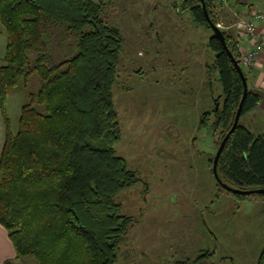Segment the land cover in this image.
<instances>
[{
  "label": "trees",
  "instance_id": "1",
  "mask_svg": "<svg viewBox=\"0 0 264 264\" xmlns=\"http://www.w3.org/2000/svg\"><path fill=\"white\" fill-rule=\"evenodd\" d=\"M111 2L0 0V26L7 34L0 65L2 103L22 80L28 97L17 131L6 117L8 131L0 158V224L16 248V257L4 264H27L28 256L37 264H116L134 225L133 216L123 213L117 201L140 178L115 148L122 131L113 85L125 38L105 15ZM204 2L218 24L214 11L223 3ZM174 6L212 30L210 71L216 73L224 98L218 108L215 98L214 122L208 124L211 113L205 111L200 123L219 134L220 144L235 120L243 82L214 34L202 0H179ZM222 31L239 60V40ZM33 75L39 79L36 90L28 88ZM259 100L260 94L249 88L241 116ZM217 169L231 187L264 188V137L239 122ZM229 192L236 198L245 196ZM214 254L207 251L175 264H214L209 262ZM257 264H264V248Z\"/></svg>",
  "mask_w": 264,
  "mask_h": 264
},
{
  "label": "rangeland",
  "instance_id": "2",
  "mask_svg": "<svg viewBox=\"0 0 264 264\" xmlns=\"http://www.w3.org/2000/svg\"><path fill=\"white\" fill-rule=\"evenodd\" d=\"M177 3L112 0L105 12L125 38L113 85L122 131L116 153L140 178L117 197L134 225L116 264H175L207 251H215L209 259L214 264H257L264 248V196L236 198L213 174L220 140L209 125L215 98L221 107L224 97L210 71L212 30L177 10ZM227 3L214 13L232 34L240 17ZM6 45L0 26V64ZM24 85L22 80L18 92L7 96L15 131L28 101ZM38 86L33 75L28 88ZM205 111L211 113L206 127L200 123ZM26 261L37 264L31 256Z\"/></svg>",
  "mask_w": 264,
  "mask_h": 264
},
{
  "label": "crops",
  "instance_id": "3",
  "mask_svg": "<svg viewBox=\"0 0 264 264\" xmlns=\"http://www.w3.org/2000/svg\"><path fill=\"white\" fill-rule=\"evenodd\" d=\"M228 3L224 6H228L232 12L240 17V20L238 21L239 25L236 29L237 31L236 33L232 32V34H234V36L239 40L241 50L247 49L254 40L253 37L243 32L241 21L256 5L264 7V0H230ZM263 27V25H260L259 30ZM3 59L4 57L1 58L2 62ZM247 78L249 88L260 94V100L253 109L241 116L240 122L244 126L248 127L254 135L264 137V52L259 55L258 62L247 71ZM17 92L18 89L10 95ZM6 117L9 118L10 126L13 130V123L11 121L12 119L8 106V98L3 104L0 94V158L8 131ZM13 131L15 132V130ZM15 257L16 248L9 236V232L2 224H0V264H4L7 260L14 259Z\"/></svg>",
  "mask_w": 264,
  "mask_h": 264
},
{
  "label": "water",
  "instance_id": "4",
  "mask_svg": "<svg viewBox=\"0 0 264 264\" xmlns=\"http://www.w3.org/2000/svg\"><path fill=\"white\" fill-rule=\"evenodd\" d=\"M202 7L204 9L206 18H207L208 22L210 23V25H211V27H212V29L214 31V34L220 37L224 48L227 50L228 54L231 57V60H232L233 64L235 65L237 71L239 72L240 77H241L242 82H243V87H244L243 96H242V99L240 101L239 107L237 109L233 125H232L231 129L228 131V133L225 135V137L222 139V141H221V143H220V145H219V147L217 149V152L215 154V157H214V160H213V166H212L213 167V173H214V176L217 179L218 183L222 187H224L225 189H227L229 191H232V192L238 193V194H243V195L261 194V193H264V188H254V189H247V190L234 188V187H231V186L227 185L225 182H223L220 179L219 174H218V169L217 168H218V163H219L220 156H221V154H222V152H223V150L225 148V145L227 143V140H228L230 134L235 130V128L237 127V125L240 122L242 108H243V103H244V100H245V98H246V96L248 94L249 86H248V79H247V76L245 74L244 69H242V67L238 63V60L233 56L231 50L228 48V46L226 44L225 37H224V33L221 30L220 26L218 24H215L212 21L211 16H210V14H209V12L207 10V7H206V4H205L204 0H202ZM218 106H219V104L217 102L216 107L218 108Z\"/></svg>",
  "mask_w": 264,
  "mask_h": 264
},
{
  "label": "built area",
  "instance_id": "5",
  "mask_svg": "<svg viewBox=\"0 0 264 264\" xmlns=\"http://www.w3.org/2000/svg\"><path fill=\"white\" fill-rule=\"evenodd\" d=\"M221 2L225 4L228 0H221ZM260 25L264 26V7L256 5L241 21L243 32L254 40L247 49L241 50L238 60L245 73L258 62L259 55L264 52V27L259 30Z\"/></svg>",
  "mask_w": 264,
  "mask_h": 264
},
{
  "label": "flooded vegetation",
  "instance_id": "6",
  "mask_svg": "<svg viewBox=\"0 0 264 264\" xmlns=\"http://www.w3.org/2000/svg\"><path fill=\"white\" fill-rule=\"evenodd\" d=\"M212 169H213V167H212ZM214 174V173H213ZM219 184V183H218ZM220 185V184H219ZM221 186V185H220ZM222 187V186H221ZM222 188H224V187H222ZM225 189V188H224ZM227 190V189H226ZM228 191V190H227Z\"/></svg>",
  "mask_w": 264,
  "mask_h": 264
}]
</instances>
